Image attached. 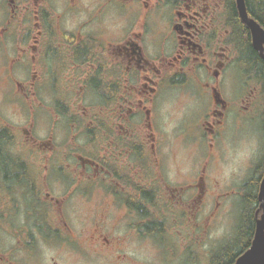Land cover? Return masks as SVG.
I'll list each match as a JSON object with an SVG mask.
<instances>
[{
	"label": "flooded vegetation",
	"instance_id": "1",
	"mask_svg": "<svg viewBox=\"0 0 264 264\" xmlns=\"http://www.w3.org/2000/svg\"><path fill=\"white\" fill-rule=\"evenodd\" d=\"M257 60L237 0H0V264H159L207 234L243 195L212 172L263 109Z\"/></svg>",
	"mask_w": 264,
	"mask_h": 264
},
{
	"label": "rangeland",
	"instance_id": "2",
	"mask_svg": "<svg viewBox=\"0 0 264 264\" xmlns=\"http://www.w3.org/2000/svg\"><path fill=\"white\" fill-rule=\"evenodd\" d=\"M261 109L255 115L254 123L251 124L246 121L242 129L237 131L233 126L226 132L224 137L225 140L227 139L224 146L225 162L222 167L212 172L216 174L221 183H224L222 186L226 190L233 189L238 193L242 192L244 182L251 176L254 166L262 159L264 137L262 119H260L263 110ZM236 138L237 140H235ZM188 167L189 164L183 163L181 157L177 164V170L181 169L182 172H186ZM212 167L210 162L208 164V172L211 171ZM233 173L238 175L239 181L229 188L226 184L232 183V180L235 179H232ZM225 180H227V183L224 182ZM228 203L229 206L225 208V214L222 213L218 217L216 216L212 224L207 228V234L201 232L198 233L197 237L194 233L192 243L188 247L184 246V244L171 242V246L168 247L169 250L162 249L159 264H209L211 255L227 240L234 237L238 228L240 198L229 199ZM193 229L195 230V228ZM202 235L205 240L203 243L201 242ZM80 262L66 255L62 264H88L84 260H80Z\"/></svg>",
	"mask_w": 264,
	"mask_h": 264
},
{
	"label": "trees",
	"instance_id": "3",
	"mask_svg": "<svg viewBox=\"0 0 264 264\" xmlns=\"http://www.w3.org/2000/svg\"><path fill=\"white\" fill-rule=\"evenodd\" d=\"M262 74L257 77L260 96L264 101V62L257 60L256 72ZM262 133L264 137V110L261 115ZM264 177V155L261 161L253 168L251 177L244 185L243 195L240 201L239 224L235 236L226 241L210 257V264H233L251 246L255 229V214L259 208L258 182Z\"/></svg>",
	"mask_w": 264,
	"mask_h": 264
},
{
	"label": "water",
	"instance_id": "4",
	"mask_svg": "<svg viewBox=\"0 0 264 264\" xmlns=\"http://www.w3.org/2000/svg\"><path fill=\"white\" fill-rule=\"evenodd\" d=\"M242 20L253 31L255 37V45L262 52L264 57V30L248 17L244 0H237ZM260 208L263 211L260 218H257L256 232L251 247L243 255H241L233 264H264V178L260 185L259 192Z\"/></svg>",
	"mask_w": 264,
	"mask_h": 264
}]
</instances>
